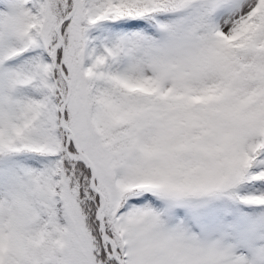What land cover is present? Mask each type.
<instances>
[{
	"label": "trees",
	"instance_id": "16d2710c",
	"mask_svg": "<svg viewBox=\"0 0 264 264\" xmlns=\"http://www.w3.org/2000/svg\"><path fill=\"white\" fill-rule=\"evenodd\" d=\"M30 1L35 16L17 14L2 34L0 264H74L77 257L84 264H119L101 241L91 170L59 123L67 91L61 70L70 84L64 118L96 168L105 232L122 263L141 253V264H204L191 239L210 227L213 238L221 234L229 218L221 198L240 223L245 210L264 211V164L257 166L264 159V0L237 38L214 35L201 62L212 66L209 78L189 77L187 61L178 76L157 75L148 92L129 90L114 77L124 57L121 22L140 17L138 32H158L150 16L156 10L168 22L189 25L212 0H75L54 66L45 58L72 2ZM88 43H95L90 57ZM25 52L31 64L18 62ZM165 79L170 88L161 97L156 87ZM173 187L190 196L188 206L167 202ZM154 217L167 228L155 239L148 237ZM240 255L248 264L246 253Z\"/></svg>",
	"mask_w": 264,
	"mask_h": 264
},
{
	"label": "rangeland",
	"instance_id": "374dc122",
	"mask_svg": "<svg viewBox=\"0 0 264 264\" xmlns=\"http://www.w3.org/2000/svg\"><path fill=\"white\" fill-rule=\"evenodd\" d=\"M0 4V17L7 15L3 23V32H7L14 25V13L29 15L33 17L35 10L30 0H8ZM221 5L216 10L214 23L211 21V9L207 4L199 7V19L186 25L182 19L168 22L166 15L158 11L157 16L163 22L164 28L158 32L141 33L138 32V21L140 18H127L120 26L119 33L124 36L128 44V55L119 64L114 77L128 87L146 91L151 87L157 75L166 71L167 79L178 76L185 68L189 77L200 79L209 78L213 73V68L208 62L201 63L206 49L210 48L212 36L209 32L220 34L226 39H234L245 31L249 25L250 15L256 11L262 0H220L216 1ZM110 10V9H109ZM210 20L211 26H208ZM2 23H0L1 25ZM4 39L0 36V53L3 50ZM95 43H88L85 52L88 57L93 53ZM23 47H19V50ZM193 57L188 58L190 52ZM32 56L29 52L24 53L18 62L31 64ZM55 56L49 55L45 58L48 65H52ZM2 71H0V119L2 118V103L5 93L3 92ZM159 87L160 94H164L169 88V82L165 79ZM33 95L32 91H28ZM40 100L43 97H39ZM20 180L19 177L11 179V183ZM115 178H113V181ZM171 195L167 199L168 203L187 204L191 198L189 195L180 197V192L176 187L171 188ZM116 198V194H113ZM1 199V197H0ZM165 200V199H164ZM222 211L228 215L225 223L219 228L221 234L212 239L210 227L208 232L203 231V236L191 239L185 232L180 235L184 240L191 239V244L197 247L199 257L203 258L204 264H242V256L235 253L244 251L248 256V264H264V211L254 212L245 210L242 215V222L238 220V215L233 210L228 199H220ZM170 209V206H169ZM156 222L149 229L148 237L157 238L167 234L166 224L154 217ZM2 221V209L0 208V225ZM136 227L132 226L129 233L135 235ZM230 239H223L224 237ZM180 237V238H181ZM134 240V238H133ZM144 240V238H143ZM112 247L114 248V243ZM115 249V248H114ZM115 253V252H114ZM141 253H137L132 259V264H141ZM185 258L183 257L182 260ZM140 260V261H139ZM74 264H84L81 258H75Z\"/></svg>",
	"mask_w": 264,
	"mask_h": 264
},
{
	"label": "water",
	"instance_id": "95a60500",
	"mask_svg": "<svg viewBox=\"0 0 264 264\" xmlns=\"http://www.w3.org/2000/svg\"><path fill=\"white\" fill-rule=\"evenodd\" d=\"M74 5H75V1L73 0V7H74ZM73 12V8L69 11V13L57 24V26H56V31H57V33H58V36H59V38H60V40H61V42L63 43V38L61 37V34H60V27H61V23H62V21L63 20H65L66 18H68L70 15H71V13ZM66 100H67V97H65V99H64V103L66 102ZM61 116H63V110H61ZM62 126H63V128H67V126H66V124L64 123V124H62ZM69 135H70V137L73 139V134H72V132H69ZM77 150L79 151V149L77 148ZM80 152V154H81V158L83 159V160H85V161H87L88 162V164H89V166H90V168H91V170H92V177H93V175L95 174V167L93 166V164L91 163V161L89 160V158L83 153V152H81V151H79ZM92 180H93V178H92Z\"/></svg>",
	"mask_w": 264,
	"mask_h": 264
}]
</instances>
